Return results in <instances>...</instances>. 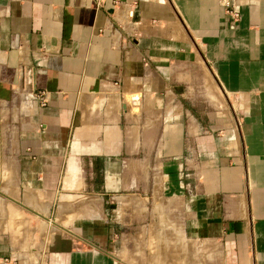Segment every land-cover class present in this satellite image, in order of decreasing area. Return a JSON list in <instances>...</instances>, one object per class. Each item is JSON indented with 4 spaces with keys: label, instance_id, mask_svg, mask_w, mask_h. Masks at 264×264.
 <instances>
[{
    "label": "crops",
    "instance_id": "0c3cea01",
    "mask_svg": "<svg viewBox=\"0 0 264 264\" xmlns=\"http://www.w3.org/2000/svg\"><path fill=\"white\" fill-rule=\"evenodd\" d=\"M227 1L0 0V264H264V0Z\"/></svg>",
    "mask_w": 264,
    "mask_h": 264
},
{
    "label": "rangeland",
    "instance_id": "374dc122",
    "mask_svg": "<svg viewBox=\"0 0 264 264\" xmlns=\"http://www.w3.org/2000/svg\"><path fill=\"white\" fill-rule=\"evenodd\" d=\"M226 108H227V111H228V109H230L229 107H230V104L228 103V101L226 102V106H225ZM155 202V197H154V199H153V201L151 202V199H150V201H149V204L147 205V219H144L143 220V223H141V224H139L138 226L140 227V228H142V230H144L145 231V229H149L150 228V225L152 224V223H155V225L157 224V226H158V218L156 217V215H155V213H156V210H155V206H156V204L157 203H154ZM77 207V206H80L79 204H77V205H75V204H67V207L66 208H74V207ZM81 207V206H80ZM56 210H57V205H55L53 208H52V211H51V213L54 215L55 214V212H56ZM60 211V210H59ZM64 211V210H63ZM63 211H62V214L60 215V219H58L59 221L61 220V218H63V217H65V216H67L68 214H67V212H66V214L65 213H63ZM61 212V211H60ZM156 217V219L154 220V218ZM62 221V220H61ZM145 221H146V223H145ZM161 225L163 226L164 224H163V222L161 223ZM135 226H137V225H135ZM138 227V228H139ZM145 227V228H144ZM152 227H154V226H152ZM152 227H151V229H152ZM177 227H179V230L181 229V227H182V225L178 222L177 223ZM138 228L136 227V229H135V231H138ZM143 239V238H142ZM143 242L142 243H144V247L143 248H145V251L141 254V261L144 263V264H154L152 261H149V252L147 251V249H149L148 248V241H149V238L147 237V239H144V240H142Z\"/></svg>",
    "mask_w": 264,
    "mask_h": 264
},
{
    "label": "built area",
    "instance_id": "2783aa9c",
    "mask_svg": "<svg viewBox=\"0 0 264 264\" xmlns=\"http://www.w3.org/2000/svg\"><path fill=\"white\" fill-rule=\"evenodd\" d=\"M223 6L226 8V14L233 20V21H237L238 20V14L236 13V11L234 10L233 6H231L230 2L227 1V0H223L222 2ZM22 76H23V79L26 80L29 76V73L28 72H22ZM39 102H40V105L41 106H45L46 105V102L44 100V97L40 94V93H37L35 94L34 96Z\"/></svg>",
    "mask_w": 264,
    "mask_h": 264
},
{
    "label": "bare ground",
    "instance_id": "6f19581e",
    "mask_svg": "<svg viewBox=\"0 0 264 264\" xmlns=\"http://www.w3.org/2000/svg\"><path fill=\"white\" fill-rule=\"evenodd\" d=\"M175 263V262H174ZM176 264V263H175Z\"/></svg>",
    "mask_w": 264,
    "mask_h": 264
}]
</instances>
